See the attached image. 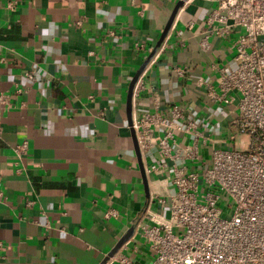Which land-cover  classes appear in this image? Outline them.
I'll return each instance as SVG.
<instances>
[{
	"label": "crops",
	"instance_id": "obj_1",
	"mask_svg": "<svg viewBox=\"0 0 264 264\" xmlns=\"http://www.w3.org/2000/svg\"><path fill=\"white\" fill-rule=\"evenodd\" d=\"M178 1L0 0V264H117V251L149 264L133 225L147 205L168 216L173 186L167 171L145 174L159 156L143 160L135 145L129 83L151 55L137 111L157 95L164 109L179 104L219 127L198 80H213L211 63L231 65L233 55L217 37L200 46L204 0H183L158 52Z\"/></svg>",
	"mask_w": 264,
	"mask_h": 264
},
{
	"label": "built area",
	"instance_id": "obj_2",
	"mask_svg": "<svg viewBox=\"0 0 264 264\" xmlns=\"http://www.w3.org/2000/svg\"><path fill=\"white\" fill-rule=\"evenodd\" d=\"M204 1L210 7L200 46L207 50L217 37L233 51L231 65L211 63L213 80H198L204 101L220 111L219 127H204L179 104L164 109L157 95L152 110L137 111L144 67L132 88L130 127L143 160L151 151L159 156L147 162L146 176L167 171L173 192L168 216L147 205L133 229L152 253L149 264H264V0ZM26 150V141L14 147L17 155ZM114 260L135 264L120 251Z\"/></svg>",
	"mask_w": 264,
	"mask_h": 264
},
{
	"label": "water",
	"instance_id": "obj_3",
	"mask_svg": "<svg viewBox=\"0 0 264 264\" xmlns=\"http://www.w3.org/2000/svg\"><path fill=\"white\" fill-rule=\"evenodd\" d=\"M182 3H183V0L178 1V3H177V5H176L175 9L173 10V12H172V14H171V16H170V18H169L167 24H166V26H165V28H164V30H163L161 36H160V38H159V41H158L157 46L160 45V43H161L162 40L164 39L165 35L167 34V31H168L169 27L171 26V23H172L173 17H174V15H175V13H176L178 7L181 6ZM150 58H151V55H150V56L148 57V59H146V60L144 61V63H143L138 69H137L136 73L134 74L133 78L131 79V81H130V83H129L128 95H127V102H126V106H127V115H128L129 125H131V106H132V104H131V95H132V88H133V86H134V83H135V81H136L138 75H139L140 72L144 69L145 65L148 63V61H149ZM130 128H131V127H130ZM131 131H132V133H133L132 135H133V137H134L135 145L137 146L136 139H135V135H134V132H133L132 128H131Z\"/></svg>",
	"mask_w": 264,
	"mask_h": 264
},
{
	"label": "rangeland",
	"instance_id": "obj_4",
	"mask_svg": "<svg viewBox=\"0 0 264 264\" xmlns=\"http://www.w3.org/2000/svg\"><path fill=\"white\" fill-rule=\"evenodd\" d=\"M239 138V137H238Z\"/></svg>",
	"mask_w": 264,
	"mask_h": 264
}]
</instances>
